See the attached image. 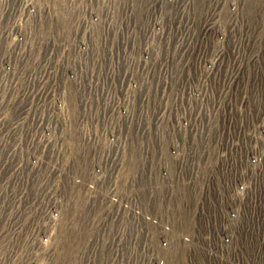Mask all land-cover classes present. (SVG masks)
<instances>
[{
  "label": "built area",
  "instance_id": "obj_1",
  "mask_svg": "<svg viewBox=\"0 0 264 264\" xmlns=\"http://www.w3.org/2000/svg\"><path fill=\"white\" fill-rule=\"evenodd\" d=\"M41 1L43 2L39 0L37 5L30 8V12L43 13L50 10L59 14L61 8L57 0H48L45 6L41 5ZM118 1L122 3L123 0ZM164 1V5L169 8L173 6L170 0ZM213 1L214 4H211L212 7L208 11L204 9L205 5L203 8L199 5L198 13L201 14L200 19L209 11L211 13L209 19L216 14L215 20L211 21L210 25L204 26V22L200 29L211 26L216 28L210 48L213 45V49L217 50L214 51V55L223 60L218 69H221V73L212 77L210 76L212 71H207V65L214 57L209 56L204 64L201 63L203 53L201 55L200 52L208 48L209 42L199 50L198 56L191 65L194 67L184 71L186 73L184 86L189 89L178 91L175 96L172 95L173 103L168 98L165 100L161 98L155 104L151 103L147 109L150 112L149 118L142 123L144 127L138 126L134 131L138 139L147 140L148 144L153 145L151 148L154 149L155 154L149 159L148 167L143 165V168L146 167L143 172L150 176V180L152 177L153 179L149 182V186L144 183L147 187L141 188L145 192L138 196L139 207L136 199L133 202V206H137L131 213L134 228L132 239L133 244H137V249L131 252L132 254L136 251L134 264L137 262L139 264H264V3L262 10L255 12V10L250 11L249 6L252 5L250 3L247 5L245 0ZM77 2L79 3L78 0ZM77 4L72 6L76 15L74 23H78L83 15L86 16L88 13L86 7L76 8ZM138 5L140 6V2ZM26 6L27 4L18 7V15L24 12ZM147 6L151 8V4ZM107 10L112 11V16L118 15L110 7L103 9V11ZM69 12L71 13L72 10ZM135 12L132 19L134 25L136 15L138 18L144 15L143 26L139 28L144 30L149 27V16H154V9L142 11L139 8ZM119 17L118 15L114 18L119 19ZM109 18L106 21L102 20L101 25L111 24L112 20ZM209 19L206 22L209 23ZM154 23L156 22H152V27ZM117 25L114 24L113 28L120 30L122 21L120 26ZM41 30L42 26L38 31ZM145 33L147 34L144 31L140 37L143 48L149 46L146 43L150 36ZM112 39L113 37L110 39L111 43ZM133 46L130 42V47ZM147 53L150 59L147 60L145 54L141 57V60L145 59L142 62L153 63L150 50H147ZM188 64L185 62L183 65L185 67ZM166 78L167 76L165 81H168ZM145 96L146 92L142 95L140 93L137 105L143 107ZM33 99L30 98L31 103L27 106L25 118L28 117L33 106ZM9 106L11 104L7 105L2 117L10 112ZM53 115L54 110L47 115L49 116L47 123H50L52 128L50 138L44 143L25 176H21L24 185H21L19 193L17 190L20 186L18 183L12 186L10 176L25 162V151L21 147L23 128L18 131V141L11 150L3 153L5 143L1 146L0 160L4 154L6 164L0 165V177L13 151L18 150L16 157L19 161L8 176L4 179L1 177L0 180V209L2 208L0 236L3 234V239L9 242L18 241L20 249L18 254H5L4 259H9L14 264H80L77 257L83 249L85 251L88 248L84 264H132V261L126 257L129 240L126 243L125 237L129 221L124 207L121 209L116 238L106 234V227L103 226L98 232L96 227H93V222H88V233L78 238V246L73 249L70 245L72 233L67 225V222L70 223L73 219L72 215L68 219L65 218L60 225L56 224L59 217L55 216L51 229L44 235L41 228L34 225L35 234L30 236L31 228L27 226L26 220L37 214L41 206L44 208L41 219L55 206V200L48 205V201L44 199L45 195L54 187L58 189L64 186V174L69 168L67 153L68 149L71 150L72 142H66L64 134L61 137L63 128L56 131L57 124L52 122ZM162 117L166 118L163 128ZM44 118L43 112L40 115V124ZM164 128L166 131L162 134L161 130ZM146 131L150 135L143 138L142 132ZM57 135L59 139L54 142V148L51 150L50 161L53 163L48 176L43 173L46 172L44 169L38 177L37 185L30 189L29 175L35 163L45 157L47 145ZM64 141L66 144L63 148ZM125 144L123 142L119 150L120 164L113 174V179L110 178L112 179L110 191L113 193L106 208L115 203V198L124 199L123 183L119 185L118 181L122 163L127 157ZM163 147H168L169 159H161ZM40 167L41 163L38 168ZM77 171L76 169L71 174L75 175ZM49 179H52L50 184ZM48 184L46 190L39 193L40 189ZM127 185H124L126 189H128ZM136 186L135 182L130 184L129 194L132 191L136 193L134 188ZM28 188L30 193L26 207L22 199ZM146 194L152 202V210L146 208L142 201V197ZM36 203L38 204L35 205ZM120 204L126 205L127 200L120 201ZM183 204L186 206L185 209L182 208ZM100 213L102 214L103 210ZM108 215L109 211L102 216L99 223L105 221L104 225L107 226ZM158 220L161 226L158 225ZM114 231L116 232L117 228ZM37 237H40L42 247L34 249ZM27 240H29V248L24 251ZM107 244L109 251L114 248V254L110 259L106 250ZM98 248L100 259L97 263ZM7 252L11 253L12 250Z\"/></svg>",
  "mask_w": 264,
  "mask_h": 264
},
{
  "label": "bare ground",
  "instance_id": "obj_2",
  "mask_svg": "<svg viewBox=\"0 0 264 264\" xmlns=\"http://www.w3.org/2000/svg\"><path fill=\"white\" fill-rule=\"evenodd\" d=\"M38 1L0 0V128L3 124V127L0 129V150L4 143L5 152L3 153L11 150L18 141V131L23 128V146H19L23 147L25 151V162L11 174L10 184L13 186L18 183L20 187L17 192L21 191V185L23 184L21 176H25L29 166L34 163L41 152L44 143L50 138L52 128L50 123H47V120L49 121V116L47 117V115L54 110L52 122L57 124L56 131L63 128L64 131L61 137L64 134L65 141L72 142L71 150L68 149L67 153L69 168L64 174V186L58 189L54 187L45 195L44 199L48 201V205L51 201L55 200V206L42 219L40 216L44 213V208L41 206L37 214L32 215L26 220L27 226L31 228L30 236L35 234L34 225L39 226L44 235L51 229L55 216L59 217L56 224L60 225L65 218L68 219L72 215L74 217L70 223L67 222V225L70 227V232L73 233L70 243L73 249H76L78 246V238L88 233V222H93V227H96V231L98 232L101 231L103 226L106 227V234L116 238L119 231L118 221L122 214L121 209L124 207L129 221V228L125 237L126 243L129 240L127 243L129 244V250L126 257L134 264L136 251L132 254L131 252L133 249H137V244H133L132 239L134 228L131 221V213L132 211L134 212V208L136 209L137 206H133V202L136 199L139 207L138 196L145 192L141 188L149 186V182L153 179L152 177L150 180V176L143 172L146 170V167L143 168V165L145 164L148 167L150 165L149 159L155 155L154 149L151 148L153 145L150 143L149 145L147 140L138 139V136L134 135V131L138 126H143L142 123L146 122L147 118H149L150 112L147 109H149L151 103L155 104L161 98L164 100L168 98L173 103L172 95L175 96L178 91H187L189 89L187 86H184L185 72L187 69L190 70L194 67L191 65L198 56L199 50H202L209 42L207 47L210 51L206 48L205 51L200 52L201 55L203 53L201 63L204 64L209 56L214 57L212 62L207 65V71H212L210 75L212 77L219 76L221 69H218L223 60L218 58L216 54L214 55V51L217 50L213 49V45L210 48V44L213 42L212 35L215 34L216 28L211 26L200 29L196 24V20L194 21V25H191L193 23L190 16H193V13H189L191 11L187 8L191 2L185 5V1H183L179 10L184 16L181 29L178 28V36L181 38L179 39L181 40L179 47H182V52L184 56L186 55L185 59L188 60L190 58L189 64L184 67V56L181 60H176L175 56H173L175 49L173 48L171 56L166 57L168 60L163 68L160 80L165 89L160 90L163 86L158 84V77L155 75L156 70L159 68L155 70V60L153 61L156 56L153 57V54L151 55L154 63L150 61L149 63H145L142 62L145 59L141 60V57L145 54L147 60L150 59L147 53L148 47L152 48L156 46L155 38L157 33L162 29L160 27L162 24L159 26V21L154 20L155 16H149V27L144 28V30L142 28L134 30L135 26L132 19L136 12L134 4L131 5V1L123 0L122 3H119L118 0H80L85 4L86 10H88V7H91V10L89 9L91 13H86V16L83 15L78 23H74L75 21L73 20L74 17L76 18V15L72 6L78 3L77 0H68L67 2L65 0H57V3H60L59 7H62L64 4V9H60L59 14L50 10L43 13L30 12V8L37 5ZM47 1H41V5L45 6ZM80 1L78 4H80ZM170 1L173 5L170 6V10L173 11L178 1ZM191 1L190 5H193L194 2L193 0ZM209 1L211 0H199L196 3L198 6H202V8L205 5V11H207L210 10L211 6ZM143 2L144 4L147 3V5L151 4L153 9L161 5L163 6L165 3L164 0H144ZM25 4L27 6L24 12L22 11L18 15V7H24ZM108 7L120 16L119 19L114 18L118 17V15L112 16L111 10L103 11V9L106 10ZM69 10H72L74 14L70 13ZM166 13L168 14V12ZM199 15L201 16L200 13H198ZM88 16L93 19L95 18L100 24L102 20L106 21L107 18L111 17L112 23L110 25L103 24L97 26L98 29H95L92 26L95 23L91 24L87 20L89 19ZM178 17L180 18V16ZM215 17L216 14L210 16V21L209 23L207 22V25H210L211 21L215 20ZM121 21L125 23L126 27H129L128 24L130 23L133 28L131 33L129 32L126 36H124L122 29L113 28L114 24L120 26ZM198 21H200V18ZM91 22L93 23V21ZM152 22H156L153 27ZM41 26L42 30L38 31ZM169 26L171 25L169 24ZM136 31L141 32L142 34L140 35H143L144 31H146L150 36L146 43L149 46L140 49L139 53L133 50L138 47L141 37L136 35ZM111 37H113L112 43ZM130 42L133 43L134 48L130 47ZM169 42L170 36L168 34L164 37V44L167 45ZM149 54H151V50ZM213 61H215V64H213ZM165 76H168L169 82L165 81ZM176 77L179 80L175 87L172 78ZM139 92L141 95L146 92L143 107L137 105L138 97L140 96ZM16 95L19 97L18 99L17 97L15 98ZM170 96L171 98H169ZM32 97L34 98L33 106L30 109L28 117L25 118L28 110L27 106L30 105V98ZM75 98H77V103L71 104ZM9 104H11L8 107L10 112L2 117ZM43 112L45 113V118L40 124V115ZM154 119L156 120V116ZM161 120V124L163 125L166 118L162 117ZM161 131L163 134L166 130L164 128ZM149 135V132L146 131L142 132L141 136L144 138ZM58 139L57 135L47 145L45 157L35 163L34 169L29 175L30 189L37 185L38 177L41 176L40 174L44 169L46 172L43 173L48 176L47 174L53 163L50 161L51 150L54 148V142L58 141ZM65 141L62 144L63 148L66 144ZM123 142L126 143L124 146L127 149V157L122 163V171L118 183L119 185H121V182L123 183L124 194L122 195L127 200V204H120V201L124 199L121 200V198L117 197L115 198V203L113 202L111 206L106 208L113 193L110 191V188L113 174L120 164L121 156H119V150ZM153 144L155 145V143ZM167 149L168 147H163L161 159H169L167 158ZM17 151H13L8 164L4 167L1 173L3 179L18 164ZM179 154L181 156L180 152ZM157 156L159 157V151L157 152ZM3 160L4 154L0 165ZM40 163L41 167L39 169ZM76 169L78 170L77 173L72 175L71 173H74ZM93 180L94 182H92ZM127 181L129 186L135 182V185H137L134 187L136 193L132 191L129 194L130 188L126 184ZM51 182L52 179H49L48 183L50 184ZM49 184L42 187L39 193L44 192ZM124 185H127L128 189ZM29 188L22 199L26 207H28L29 202L27 200L30 193ZM142 201L146 208L148 207L152 210V202L151 200L149 201L148 194L142 197ZM182 208L185 209L186 206L183 204ZM101 210H103L102 214L100 213ZM108 211L109 215L106 219V226V224L104 225L105 221H101L100 223L99 221ZM1 224L2 220H0ZM159 224L161 226L160 220H158ZM116 228L117 231L115 232L114 229ZM2 239L3 234L0 236V241ZM1 244L3 243L1 242ZM41 247L40 237H37L33 248L38 249ZM106 247L105 249L108 250L110 259L114 254V248L109 251L108 244ZM28 248L29 240L24 245V251H27ZM86 252H88V248L85 251L83 249L78 255L77 260L80 264H84ZM98 253L99 248L96 250V254L98 255L96 259L97 263L100 259ZM136 264L139 263L137 262Z\"/></svg>",
  "mask_w": 264,
  "mask_h": 264
},
{
  "label": "rangeland",
  "instance_id": "obj_3",
  "mask_svg": "<svg viewBox=\"0 0 264 264\" xmlns=\"http://www.w3.org/2000/svg\"><path fill=\"white\" fill-rule=\"evenodd\" d=\"M66 2L68 1V0H65ZM78 1H80V0H78ZM124 1H126V0H124ZM128 1H131L132 3H134V10L135 11H137L139 8L142 10V11H144L145 9H148V10H150V11H152V5H151V8H149V6H147V4H145L146 5V7H145V5H144V0H128ZM178 1V3L176 4V8L173 10V11H171L170 10V8L168 7V6H166V5H164L163 4V6L161 5L160 7H157V8H154V19H156L157 21H159V26L162 28L158 33H157V36H156V38H155V42H156V46L155 47H148V51L149 50H151V55L153 54V57H157V59H156V57H155V59H153V57H152V59H153V61L155 62V70L157 69V68H159V69H157L156 70V72H155V75L158 77V80H157V82H158V84H160L161 86H163L162 85V83H161V78H162V74H163V68H164V66H165V64H166V61L168 60V59H166V57H170L171 56V51H173V48H175L174 49V54H173V56H175V58H176V60H181L182 58H183V56H184V53L182 52L183 50H182V47L180 48L179 47V45H180V42H181V40H179V39H181L180 38V36H178L179 35V30H178V28L179 29H181V26H182V22H183V14L179 11L180 10V5L183 3V1H185V5H187V3H189V2H191L192 3V1L191 0H176V2ZM196 1L197 0H193V5H190L191 3H189L188 5H189V7H187L188 9H190V11L191 12H189V13H193V16H190L191 18H192V23L193 24H191V25H194V21L196 20V24H197V26H198V28H200L201 26H203V24H202V22L204 23H206V24H208L206 21L209 19V14H211L210 13V11L207 13V14H204V16H202L201 17V19H200V21H198V19L200 18L199 16H198V11H199V8H198V5H197V3H196ZM228 1V0H227ZM231 1V0H230ZM139 2H140V6L138 5L139 4ZM245 2H246V4L248 5V3H250L252 6H249L250 7V11H254L255 10V12L256 11H258L259 12V10L261 9L262 10V4L264 3V0H245ZM80 3H81V1H80ZM137 3V4H136ZM209 3H210V5L211 4H214V1L213 0H211V1H209ZM63 4V3H62ZM83 4V3H82ZM77 4L78 5V7H76V8H80V6H81V8H85V4ZM264 5V4H263ZM64 4L62 5V7H60L61 8V10H63L64 9ZM141 6H142V8H141ZM179 6V7H178ZM144 7V8H143ZM211 7V6H210ZM159 8H160V10H159ZM182 8H184V7H182ZM91 10V7H88V12L89 13H91L90 12V10ZM163 9V10H162ZM192 9V10H191ZM205 9V8H204ZM176 10V11H175ZM194 10V11H193ZM208 11V10H207ZM160 12V13H159ZM166 12H168V14L166 13ZM178 12V13H177ZM165 14H167V15H165ZM195 14V15H194ZM159 15V16H158ZM170 15V16H169ZM178 16H180V18L178 17ZM162 17H163V19H162ZM168 17H169V19H168ZM173 17V18H172ZM195 17V18H194ZM88 18L90 19H88V21H90V23L91 24H94V25H96V26H94V25H92L93 26V28L95 27V29H98V27L97 26H100L101 24L99 23V22H97V21H95V18L93 19V18H91V17H89L88 16ZM144 15H142L140 18H138V16L136 15V23H135V27H134V30H136L137 28H139L140 26H143L142 24L144 23ZM160 18V19H159ZM175 18V19H174ZM110 19V18H109ZM139 19H140V22H139ZM159 19V20H158ZM194 19V20H193ZM91 21H93V23L91 22ZM166 21V22H165ZM179 21V22H178ZM102 22V21H101ZM162 22V23H161ZM165 22V23H164ZM171 22V23H170ZM178 22V23H177ZM97 23V24H96ZM141 23V24H140ZM167 24V25H164V24ZM171 25V26H169V24ZM110 24V23H109ZM123 25H121V29H122V31H123V34H124V36H126L129 32L131 33V31H132V27H131V25L129 24L128 26L129 27H126V25H124L125 23H122ZM206 24H204V26L206 25ZM175 25H177V26H175ZM125 26V27H124ZM200 26V27H199ZM164 27V28H163ZM177 27V29H175ZM102 28V27H101ZM131 28V29H130ZM164 29V30H163ZM171 31H170V30ZM175 29V30H174ZM167 32H169L168 34H169V36H170V42H169V44H164V37L166 36V35H168L167 34ZM139 33V34H138ZM162 33V34H161ZM175 33V34H174ZM194 34H195V32H193ZM140 34H142L141 32H137L136 31V35H139V36H141ZM160 34V35H159ZM171 34V35H170ZM173 34V35H172ZM145 35H147V36H149V34L147 33V34H145ZM159 35V36H158ZM162 36V37H161ZM179 38H178V37ZM150 38V37H149ZM177 38V39H176ZM161 39H162V41H161ZM136 41V40H135ZM178 41V42H177ZM159 43V44H158ZM162 43V44H161ZM164 44V45H163ZM174 44V45H173ZM175 44H177V45H175ZM143 44H142V41H141V44L139 43L138 44V47L137 48H134V46L132 47V48H134L133 50H135V51H137L138 53L141 51L140 49H142L143 48V46H142ZM159 45V46H158ZM137 46V45H136ZM140 46V47H139ZM175 46V47H174ZM159 47V48H158ZM161 47V48H160ZM151 48V49H150ZM167 48V49H166ZM178 48V49H177ZM137 49V50H136ZM169 49V50H168ZM153 50V51H152ZM157 50V51H156ZM165 50V51H164ZM154 51H156V52H154ZM166 51H168V52H166ZM134 52V51H133ZM158 52H159V54H158ZM137 53V54H138ZM157 53V54H156ZM167 55V56H166ZM181 57H180V56ZM138 57H139V55H137ZM158 56H159V58H158ZM186 56V55H185ZM185 56H184V63H185V61L186 62H189V60H190V58L188 59V60H186L185 59ZM165 59H164V58ZM179 57V58H178ZM163 59H164V61H163ZM161 60H162V63H161ZM153 62V63H154ZM160 67H161V69H160ZM99 70H101L100 68H98ZM158 71H159V73H158ZM162 71V72H161ZM166 77V76H165ZM167 78H168V76H167ZM166 78V79H167ZM172 82L173 83H175V84H173L175 87L177 86V83H178V80H179V78H172ZM167 82V81H166ZM169 82V81H168ZM165 87L163 86V88L162 89H160V90H163ZM159 90V89H158ZM19 97H17V99H18ZM75 102V103H74ZM76 104L77 103V98H75V100H73L72 102H71V104ZM158 106V105H157ZM0 162H1V160H0ZM6 161H3L2 162V164L3 163H5ZM6 164V163H5ZM0 179H2L1 177H0ZM1 183V182H0ZM73 234V233H72ZM72 234L70 235V243H71V241H72V239H71V237H72ZM5 241V242H4ZM1 242L3 243V244H1ZM7 242V243H6ZM9 243V244H8ZM3 245V246H2ZM6 245H8V246H6ZM10 245V246H9ZM9 247H12V248H9ZM18 247V248H17ZM9 250H12V252L11 253H9V252H6V251H9ZM15 250V251H14ZM19 243L17 242V241H15V242H9V241H6V240H4V239H2L1 241H0V264H2L3 263V261L5 260L4 259V254H7V255H12V254H18L19 253ZM66 250H68V248L66 247ZM5 252V253H4ZM16 259V258H15ZM7 263H9V264H14V263H11L10 261H9V259H7V260H5V262H4V264H7Z\"/></svg>",
  "mask_w": 264,
  "mask_h": 264
}]
</instances>
